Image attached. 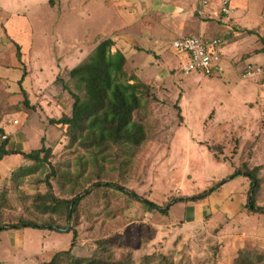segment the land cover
<instances>
[{
	"label": "rangeland",
	"instance_id": "rangeland-1",
	"mask_svg": "<svg viewBox=\"0 0 264 264\" xmlns=\"http://www.w3.org/2000/svg\"><path fill=\"white\" fill-rule=\"evenodd\" d=\"M82 1H73L61 15V5L51 10L46 0H0V123L9 117L25 118L30 137L40 131L50 149L42 164L25 159L21 165L29 167L25 175L17 168L0 184V227H7L0 230V264H42L52 251L70 245L71 232L13 227L22 219L75 229L71 249L75 258L95 254L109 256L114 264H235L248 252L264 263V214L246 206L250 180L231 176L259 166L254 197L264 205V76L245 77L242 69L221 76L184 73L182 57L168 48L172 34L160 32L146 42L141 30L136 41L143 47L136 48L135 55L125 53L124 68L148 87L141 88L144 141L111 144L103 151L82 148L64 135L65 126L49 122L70 113L72 96L62 83L76 92L67 70L59 67L64 56L58 54L67 46L74 49L84 34L89 46L72 61H82L86 51L104 38L114 40V51L117 33L140 31L137 25L124 29L119 19L123 10L128 25L141 24V14L142 21H157V0L143 1L140 7L135 0ZM150 3L152 11L147 9ZM109 12L112 23L107 22ZM154 28L159 31L160 24ZM154 44L161 49L157 54L147 49ZM128 46L132 49L133 43ZM15 56L19 67H9ZM39 82L59 98L55 101L61 103V113L55 105L50 113V106L30 104L22 89L25 86L33 100L44 97L41 91H35V97L31 93ZM38 137L36 148L42 145ZM222 180L210 194L188 199ZM123 190L167 212L156 211ZM76 195L79 203L66 220L65 200ZM68 261L61 258L57 263Z\"/></svg>",
	"mask_w": 264,
	"mask_h": 264
},
{
	"label": "trees",
	"instance_id": "trees-1",
	"mask_svg": "<svg viewBox=\"0 0 264 264\" xmlns=\"http://www.w3.org/2000/svg\"><path fill=\"white\" fill-rule=\"evenodd\" d=\"M49 5H53V0H49ZM196 14L198 15V12ZM261 40L264 44V40L262 38ZM112 45V39H102L79 64L67 71V75L74 82L76 89V92L71 91L65 83H62L63 88L68 90L72 96L70 113L63 114L57 119L49 120L50 123L65 126L64 135L68 136L71 142H75L82 148H96L99 151H103L111 144L131 143L138 145L145 138L146 131L140 120V118L143 119L141 114L143 107L141 88L148 87L135 75H128L126 73L124 68L126 58L118 49L111 51ZM262 50H264V46ZM17 53L19 54V51ZM21 81L22 78L18 82L21 83ZM23 102L29 106L26 96H24ZM1 135H3V130L0 127ZM6 142L7 138L0 140V158L2 155L11 152L5 149ZM43 142L44 137L41 138V147L23 154L24 158L37 162L38 164H42V162L47 160V157L50 155V149L45 147ZM26 168L28 169L29 167ZM26 168L20 166L18 172L25 175ZM258 171L259 166H255L252 169L237 170L231 176L243 175L250 180L246 206L252 212L264 214V205H258L254 197L259 186ZM223 182L224 180L216 183L212 188L202 191L198 196L194 195L188 197V199L195 200L196 197L206 196ZM99 184L109 187L115 186L110 183L100 182ZM123 191L133 199L140 201L156 211L162 213L167 212L166 208L137 195L131 190ZM186 199L187 197L179 200ZM79 200V195H76L70 200H65L64 214L66 220L71 218ZM20 226L47 228L58 232L72 233L69 247L65 250L56 251L49 261L43 262L42 264H58L57 261L61 258L62 260H69L68 264H114L109 260V256L108 259L95 254L86 258L72 257L71 249L76 242L77 232L75 229L68 228L66 225H47L44 227L27 219H22L19 225H14L13 227L19 228ZM2 229H7V227H0V230ZM256 256V254H250L248 252L242 253L235 260V264H260L261 257L257 256L258 258L254 260ZM118 264L122 263L119 262Z\"/></svg>",
	"mask_w": 264,
	"mask_h": 264
},
{
	"label": "crops",
	"instance_id": "crops-1",
	"mask_svg": "<svg viewBox=\"0 0 264 264\" xmlns=\"http://www.w3.org/2000/svg\"><path fill=\"white\" fill-rule=\"evenodd\" d=\"M46 1L48 3L46 4L50 7V9L54 5H58V4L59 6L61 5V9L59 11V13L62 12L61 15H63L65 13V10L68 9L70 6L72 7V5L70 4H73V1L76 3L77 2L83 3L82 0H53V5L50 6L49 0ZM135 1L138 2L136 7L138 6L140 7V4L146 0H135ZM228 1L230 5L233 7V13L232 16L227 19L222 18L218 14V0H209L207 5L204 7L207 16L203 18H200L196 14L198 8L197 0H157L155 3V10H154V13L157 14L156 15L157 21L152 20L149 22L148 18L142 21V17L144 15L141 14L139 16V19L141 20V24L136 22L132 25H128L127 22L128 15L126 10L124 9L122 13L123 15L119 17L122 23L120 21L119 23H121L123 27H125L124 28L125 30L127 28H130L129 26L132 27L133 25L134 26L137 25V29L140 31L137 33L136 31H131V32L123 31L122 33L120 32L117 33V35L114 37L117 38L115 39L116 42L115 45L117 46V49L124 54L126 58V62H128V57H126L127 55H125V53L130 50L131 53L135 55L136 54L135 49L136 48L140 49L141 47H143L142 45L138 44V42L136 41V38H139V34H142L141 30H143L146 36L142 35L140 37H142L143 40H145L146 42L148 39L152 40V38L154 39L157 38V36L160 35L159 34L160 32L161 34H167L169 32L173 36L172 39L181 38L183 36H188V35L202 36L208 38L218 37L221 40L219 49L222 56L223 73L229 72L232 69L241 70L243 68L242 65H244L247 62H253L258 65H264V55H263L264 50H262L264 44L261 40V38L264 40V0H228ZM100 3L101 2H99V5ZM68 5L70 6L66 8V6ZM101 6L105 8V4ZM152 6L153 3H150V5H148L147 7L148 11H152L151 10ZM106 9L108 11L110 10L109 7H106ZM59 13L57 14V17L59 16ZM54 15L56 16V14ZM148 15L149 14H147V16ZM109 17H110V12L108 13L106 18H107V22L112 23L111 21L112 19ZM145 23L147 25L146 27L144 26ZM155 23L160 24L161 29L159 31H157V29L154 28ZM7 25H10V22L7 23ZM28 36H30V34ZM84 37L85 34L84 36L80 35V37L77 38L76 47L74 49L71 50L70 47L67 46L61 54H58L59 57L62 55L64 56L63 63L59 62L60 68L66 69L68 71L72 67L76 66L81 62L80 61L81 59L77 61H72V60L76 57L78 58L82 50L84 48H87V46H89L87 44L89 43V41L85 42L86 40H84ZM171 40L169 41V45H168L169 50L177 55H180L183 59V62L186 63V61L188 60L187 55L185 53H176L171 47L170 44ZM129 42L133 43L132 49L129 48L128 46ZM98 43L99 42L95 43L92 48L86 51L85 56H87ZM18 44L21 45L20 43ZM147 49H149L152 53L155 54H157L156 50H161V49H157V46H155V44L152 45V47L148 46ZM15 58L16 59L14 58L13 59L16 62H12V63L10 62L11 65L9 67H19V65L17 64V59L19 58L16 56ZM244 61L245 63H243ZM5 65L7 66L6 63ZM56 73L57 72L53 74ZM200 76H202V74ZM22 81L20 84H22ZM35 85L34 88H31L32 95L35 97L36 95L35 91H41L44 92L43 94L44 97H40V96L35 97L36 99L33 100V98L30 96V93H28L27 89L23 85L24 86L23 90L27 94L28 99L30 100V104H35L39 102L41 106H43V104H45L44 106L46 107L50 106L49 108L50 113L51 110L53 109L52 105H55L59 107L57 112L61 113L63 107H61V103L55 101V98L56 99L59 98L53 96L51 93L46 92L45 87L44 88L42 87L43 86L42 82H39ZM43 112H45V109H43ZM24 119L25 118L18 119L16 117L15 118L9 117L0 123V127L3 130V134L7 136L5 149L11 151L8 154L2 155L0 158V184L5 182L7 177L15 169L19 168L21 165L24 164L26 158H24L23 154L29 153L31 150L36 148V145L35 147L33 146L34 141H36V136H39L38 141L39 138L41 139L42 137V133L40 131L39 132L35 131L37 132L36 135L30 137V135L27 133V129H25L26 126H24L23 124ZM13 120H17V123H13L12 122ZM37 143L41 144L40 142ZM257 165H261V164L259 163ZM10 236L12 242L14 243L13 240L15 238L14 237L15 234L11 233ZM61 249L62 248H58L52 251L49 259L45 261L47 262L48 260H50L52 255L56 251Z\"/></svg>",
	"mask_w": 264,
	"mask_h": 264
},
{
	"label": "built area",
	"instance_id": "built-area-1",
	"mask_svg": "<svg viewBox=\"0 0 264 264\" xmlns=\"http://www.w3.org/2000/svg\"><path fill=\"white\" fill-rule=\"evenodd\" d=\"M208 2L209 0H197V12L200 18L207 16L204 7ZM232 13L233 7L228 0H218L219 16L227 19L232 16ZM170 44L176 53H185L188 57V60L182 66L184 73L197 72L204 76H221L223 74L222 56L219 49L220 38L188 35L172 39ZM242 75L245 77L264 76V67L253 62H247L243 65ZM12 122L17 123V120ZM0 138L5 139L7 136L3 134Z\"/></svg>",
	"mask_w": 264,
	"mask_h": 264
}]
</instances>
